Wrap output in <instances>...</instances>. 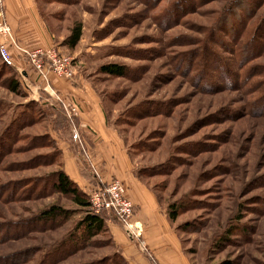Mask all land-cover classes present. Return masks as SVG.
I'll return each instance as SVG.
<instances>
[{"label": "rangeland", "instance_id": "374dc122", "mask_svg": "<svg viewBox=\"0 0 264 264\" xmlns=\"http://www.w3.org/2000/svg\"><path fill=\"white\" fill-rule=\"evenodd\" d=\"M34 2L60 43L53 47L100 98L135 175L167 216L177 212L172 225L190 263L264 264V111L253 109L264 110L258 96L264 86L256 87L249 71L254 75L264 58L246 63L236 57L231 34L219 22L234 14L245 19L253 4L262 19L264 0ZM76 25L81 38L69 49L66 39ZM219 64L229 73L226 80L218 76ZM105 65L121 66L124 76L102 74ZM12 75L0 61V142L7 129L15 134L34 120L33 113L40 118L17 130L10 152L1 150L0 192L10 190L0 194V264H40L49 250L81 235L77 227L88 208L51 189L61 170L57 148L43 144L51 109L10 93ZM50 207L68 212L67 218L40 221ZM77 243L79 249L57 264L120 255L105 232Z\"/></svg>", "mask_w": 264, "mask_h": 264}, {"label": "crops", "instance_id": "0c3cea01", "mask_svg": "<svg viewBox=\"0 0 264 264\" xmlns=\"http://www.w3.org/2000/svg\"><path fill=\"white\" fill-rule=\"evenodd\" d=\"M2 12L20 46L28 50L59 47L60 43L40 17L34 0H3ZM11 55L14 69L26 67L14 50ZM51 81L56 94L62 100L74 103L78 111L74 123L79 141L67 125L54 128L53 124L47 123L45 134L50 135L60 151L61 170L85 194L98 185L121 181L135 208L134 222L142 228L146 252L141 251L138 243L126 235L114 218L107 217L105 221L112 244L126 264H191L166 210L135 175L125 144L118 132L107 124L101 100L90 83L80 75L74 81L51 76ZM27 98L49 106L53 118L60 115L67 121L54 99L46 96L42 100Z\"/></svg>", "mask_w": 264, "mask_h": 264}, {"label": "trees", "instance_id": "16d2710c", "mask_svg": "<svg viewBox=\"0 0 264 264\" xmlns=\"http://www.w3.org/2000/svg\"><path fill=\"white\" fill-rule=\"evenodd\" d=\"M242 3V2H241ZM237 4V3H236ZM245 5V4H244ZM247 6V5H246ZM257 4H253V8L246 7V12H248L250 15H246L245 19L237 18V14H234V19L230 20L227 16H223L220 18V24H224L227 28V33L231 34L230 37L234 41L235 44V51L234 54L236 57L243 58L246 63H252L255 60L264 58V18H257L258 16L254 12L256 11ZM81 26L76 25L71 29L69 36L66 39V45L69 49H74L81 38ZM10 49V48H9ZM13 50V49H10ZM17 53V52H16ZM19 58L26 61L19 53H17ZM0 61L6 66L11 67L0 55ZM216 63L215 65H217ZM25 68L22 69L25 76L27 77V80L31 83H34L35 81V73L33 71V68H31L28 64L25 62ZM11 69L15 72V76L12 75L8 91L15 95L23 94L24 96H28L26 91L23 88L22 78H20L19 73L17 72L14 67H11ZM124 68L118 65H105L100 68V72L102 74H106L113 77H123L124 76ZM216 71L219 73L220 79L226 80L227 75L229 74L226 70H224V66H220V64L217 66ZM250 74L252 77L251 80H254L255 86L262 84L264 86V66H259L257 70L255 71L253 75V69H250ZM255 77V78H254ZM237 83V81H233V83ZM52 85V81H51ZM241 87V86H239ZM238 87V88H239ZM242 88V87H241ZM258 96L260 102L264 105V88L261 91H258ZM42 98H44V94H42ZM42 100V99H40ZM39 104V103H38ZM48 107V106H47ZM253 109L261 111V114H263V109H261V106L253 105ZM63 112V111H62ZM40 113H33L32 116L34 120L30 119L27 123L24 125H20L19 127H16L15 134L10 128L6 130L7 133V139L6 141H1L0 143V159L2 158L1 150L3 148L6 150V152H10V150L13 148L15 142L18 141L17 137V130H21L22 128L29 126L32 123H35L40 117ZM53 112L51 111V121L50 124H53V127H64L67 125L70 127L69 123L64 120L63 117L60 115H57L53 118ZM64 114V113H63ZM38 116V117H37ZM36 117V119H35ZM65 117V116H64ZM43 144H50L52 143V146H55V142L52 140L49 134H45L43 137ZM47 140V141H46ZM57 148V147H56ZM58 150V149H56ZM58 158H60V151L58 150V153L56 154ZM55 180L53 183H51V189L59 193L63 196H70L72 199V202L83 209L89 208V200H88V194L83 193L67 176L66 174L60 170L53 175ZM140 177V176H139ZM137 175V178H139ZM10 190L9 188L5 187L1 189L0 194H6ZM23 194V193H22ZM177 212L171 211L168 215L169 221L172 222L176 220ZM68 212L64 211L63 209H60L58 207H50L49 209L45 210L41 217L39 218L40 221L45 223H52L56 222L57 220L61 218H67ZM107 220L106 215L102 216H95L90 214L89 209L86 211V215L84 218L79 222L77 229L80 230L81 235L78 237L77 235H72V238L70 241L64 240L61 242L56 248L53 250H49V252L45 253L43 256V260L40 264H57L64 258L68 257V255L72 254L79 248L78 245H80L79 241L83 242H89L92 240L93 237L96 235L105 232L108 236V230L105 226V221ZM4 237V236H3ZM110 238V236H109ZM111 240V238H110ZM112 242V241H111ZM10 264V263H8ZM90 264H126L125 260L122 258L121 255L119 256H113L109 259H103L102 261H99L98 263H90Z\"/></svg>", "mask_w": 264, "mask_h": 264}, {"label": "built area", "instance_id": "2783aa9c", "mask_svg": "<svg viewBox=\"0 0 264 264\" xmlns=\"http://www.w3.org/2000/svg\"><path fill=\"white\" fill-rule=\"evenodd\" d=\"M2 0H0V55L11 66L12 62L11 50L19 53L26 63L33 68L35 73V82L31 83L27 80L22 69H17L22 78L23 88L28 97L33 99L42 98V94L46 97L54 99L60 106L65 117L71 127L73 136L79 141L77 129L75 128L74 118L78 111L76 107H70L67 103L56 94L51 85V76L60 77L67 81H74L76 71L73 61L61 55L56 48L28 50L20 46L12 36L9 26L3 19L1 8ZM10 48V49H9ZM85 159L88 156L82 151ZM89 212L95 216L106 215L112 217L124 229L126 235L133 241H136L141 251L146 252V246L142 239V228L134 222L135 208L127 197L126 188L119 180H113L108 184L98 185L88 193Z\"/></svg>", "mask_w": 264, "mask_h": 264}]
</instances>
